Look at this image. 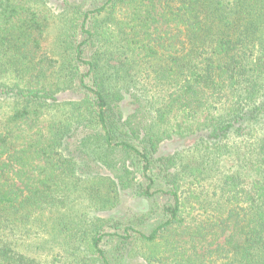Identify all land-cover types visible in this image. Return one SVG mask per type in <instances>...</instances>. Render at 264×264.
<instances>
[{"label": "trees", "instance_id": "obj_1", "mask_svg": "<svg viewBox=\"0 0 264 264\" xmlns=\"http://www.w3.org/2000/svg\"><path fill=\"white\" fill-rule=\"evenodd\" d=\"M140 263L264 264V0H0V264Z\"/></svg>", "mask_w": 264, "mask_h": 264}, {"label": "rangeland", "instance_id": "obj_2", "mask_svg": "<svg viewBox=\"0 0 264 264\" xmlns=\"http://www.w3.org/2000/svg\"><path fill=\"white\" fill-rule=\"evenodd\" d=\"M53 27V26H52ZM54 34V31H51V35ZM54 36V35H53ZM52 37V36H51ZM132 111V107L128 102H125L123 105V112L125 115L129 114ZM184 142V141H183ZM183 142L173 139V140H166L161 144V154H172L176 149L178 152L181 150L183 146ZM87 205L86 201L83 200V208ZM147 209V204L142 201H134L129 198V196L123 194L121 205L115 210V212L110 213V215H121L126 211L130 210L136 213L143 212ZM167 256V255H166ZM176 259V256L174 257ZM144 264V263H140Z\"/></svg>", "mask_w": 264, "mask_h": 264}]
</instances>
